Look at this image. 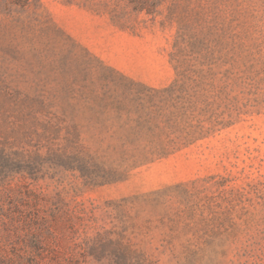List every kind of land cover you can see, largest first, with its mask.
<instances>
[{
	"label": "rangeland",
	"instance_id": "rangeland-1",
	"mask_svg": "<svg viewBox=\"0 0 264 264\" xmlns=\"http://www.w3.org/2000/svg\"><path fill=\"white\" fill-rule=\"evenodd\" d=\"M15 44L20 89L48 49L70 80L140 93L153 132L108 181L0 152V264H264V0H28ZM77 118L119 161L126 113Z\"/></svg>",
	"mask_w": 264,
	"mask_h": 264
},
{
	"label": "trees",
	"instance_id": "trees-1",
	"mask_svg": "<svg viewBox=\"0 0 264 264\" xmlns=\"http://www.w3.org/2000/svg\"><path fill=\"white\" fill-rule=\"evenodd\" d=\"M27 5L28 0H0V16L14 20V26L0 36V152L3 154L7 146L16 144L33 177L48 167L79 171L89 181H108L116 177L117 169L126 161L127 145H135L144 132H153L144 99L140 93L129 99L114 82H107L111 78H105L102 90L98 91L86 68H78L68 79L70 71L65 65L58 68L48 49L33 50L31 62L36 64L33 70H38L36 87L29 91L20 89L23 57L15 42L20 32V14ZM11 66L16 67L14 74ZM59 78L61 86L56 88L53 84ZM81 108L117 112L118 117L126 113L128 121L135 124L127 126L130 135L120 139L119 161L101 156L85 145L83 126L77 118ZM27 148L33 152L29 153Z\"/></svg>",
	"mask_w": 264,
	"mask_h": 264
}]
</instances>
